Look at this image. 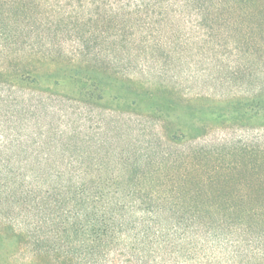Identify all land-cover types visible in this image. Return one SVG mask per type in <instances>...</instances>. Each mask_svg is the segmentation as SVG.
Returning <instances> with one entry per match:
<instances>
[{
  "label": "trees",
  "instance_id": "obj_1",
  "mask_svg": "<svg viewBox=\"0 0 264 264\" xmlns=\"http://www.w3.org/2000/svg\"><path fill=\"white\" fill-rule=\"evenodd\" d=\"M203 101L264 119V0H0V264H264V134Z\"/></svg>",
  "mask_w": 264,
  "mask_h": 264
},
{
  "label": "rangeland",
  "instance_id": "obj_2",
  "mask_svg": "<svg viewBox=\"0 0 264 264\" xmlns=\"http://www.w3.org/2000/svg\"><path fill=\"white\" fill-rule=\"evenodd\" d=\"M203 84V85H201ZM198 86H194L192 92L200 91V88L203 87L202 90H208L207 92H215V94H220V92H223L224 89L220 88L219 86H214L211 83L201 82ZM253 86L255 85V82L252 83ZM232 90H239L238 84L232 85ZM185 90L188 92V84L185 87ZM239 92V91H237ZM188 104V103H187ZM197 105L202 104L203 109L194 110L195 112H188V108H185L184 110H180L181 119L184 124L188 125L192 120H195L197 123L201 120L206 121L213 129L209 130L207 136L203 140H208L206 142H203L201 144H209L211 145L212 142L216 140H222L223 138H229L232 139L234 142L240 141V143H243L244 141L249 142V140L254 136L256 133L260 132L264 134V126L261 124L264 123V119H251V118H229L226 119L225 116H219L220 112L222 111L221 106H214L211 102H196L194 103ZM193 104V105H194ZM194 105V106H196ZM196 109V108H195ZM196 123V124H197ZM201 139H198L197 141H200ZM202 141V140H201ZM264 144V143H262ZM213 148V149H212ZM210 150L211 154L208 155V151ZM214 147L209 146V148H206L205 151H207V157L204 158V156L197 154L196 159L201 160L202 163H206V165L212 166L214 163H217L219 161H228L231 159H237L242 160L244 155H231L228 153V150L225 148L222 150V152H214ZM245 157V156H244ZM253 158V156H250ZM255 157V156H254ZM246 174V173H245Z\"/></svg>",
  "mask_w": 264,
  "mask_h": 264
}]
</instances>
